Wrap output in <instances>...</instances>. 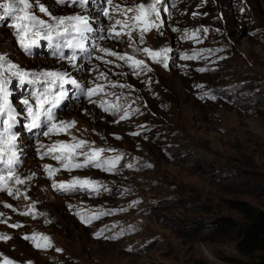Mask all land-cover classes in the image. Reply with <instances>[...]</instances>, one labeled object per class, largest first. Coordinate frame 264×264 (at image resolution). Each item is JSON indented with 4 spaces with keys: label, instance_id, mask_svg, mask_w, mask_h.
Instances as JSON below:
<instances>
[{
    "label": "rangeland",
    "instance_id": "rangeland-1",
    "mask_svg": "<svg viewBox=\"0 0 264 264\" xmlns=\"http://www.w3.org/2000/svg\"><path fill=\"white\" fill-rule=\"evenodd\" d=\"M140 2L146 0H113V5L90 0L86 14L93 32L87 34V54L77 50V68L59 60L44 39L26 54L12 27L15 21L0 19V55L10 63L32 72L67 70L86 87L103 86L92 103L65 85L68 96L56 109L57 120L76 124L70 134L45 137L46 126L26 129L29 119L21 103L31 101L38 85L21 84L5 73L9 100L20 113L14 131L23 163L17 175L32 179L7 182L11 196L0 190V264H264L263 249L253 255L239 250L248 226L264 213V0L227 1L229 26L219 32H212L218 20L210 2L171 0V7L161 11L164 27L146 33L145 44L129 47L127 39L108 38L115 20L123 19L115 5ZM39 3L56 17L85 14L55 0ZM37 15L52 22L44 13ZM143 47L172 48L169 67L134 51ZM104 48L145 60L152 71L137 76L140 68L130 67L133 61L107 55L100 51ZM194 52L202 55L181 58ZM64 55L71 50L64 49ZM115 105L128 118L113 115ZM72 136L94 148L116 149L104 155L122 154L118 171L61 169L49 178L43 166L60 165L39 158L41 145L70 142ZM73 177L99 180V195L58 192L51 186L53 179Z\"/></svg>",
    "mask_w": 264,
    "mask_h": 264
},
{
    "label": "snow or ice",
    "instance_id": "snow-or-ice-1",
    "mask_svg": "<svg viewBox=\"0 0 264 264\" xmlns=\"http://www.w3.org/2000/svg\"><path fill=\"white\" fill-rule=\"evenodd\" d=\"M55 2L63 5H74L79 7L85 14H73L69 16H52L49 9L40 4L39 0H7L6 3H0V19L10 18L15 21L12 25L16 29L19 46L26 54H31L33 46L38 44L40 39L47 40L52 43L56 49V54L59 60H66L72 68H77V50L81 53L87 54L85 43L88 39L89 33L93 32L90 18L86 14L89 10L90 0H55ZM107 5H113V0H105ZM167 5V7H165ZM35 6V11L33 7ZM118 9L117 14L122 15L123 19L115 20L114 24L108 30V38L115 39L118 43L129 42V47L134 44H145V34L153 29L158 32L164 27L165 21L161 18V11H167L171 7V0H146L131 7H123L115 5ZM37 12L44 13L51 18L52 22L41 18ZM103 15L111 18L110 12L107 8L102 9ZM131 13V15H129ZM170 14V13H169ZM176 31V29H173ZM206 32L207 29L205 28ZM137 35L133 37V33ZM185 37L191 36L193 39L196 33H185ZM64 49H70L71 55L65 56ZM100 51L116 57L121 61H133L130 67L137 68L135 75L139 76L141 71L146 69L151 72L152 69L147 67L145 60L137 59L127 53H120L111 49H100ZM137 53L142 52L148 58L156 63L163 64L164 67H169L168 60L170 59L169 53L173 50L170 47H164L159 50H153L149 47L134 48ZM201 53L194 52L192 56L184 54L182 59H196L201 56ZM102 59V57H96ZM104 63H112V61H104ZM7 65V67H5ZM79 70V69H77ZM206 69L199 68L197 71L203 72ZM5 73H10L11 76L19 78L21 84L28 82L36 87L31 101L25 98L21 103L25 106V112L29 122L26 129L31 131L40 129L46 126V130L41 133L42 136L50 137L61 133H68V129L75 126L76 121H58L56 109L61 105V102L67 99L68 90L65 85H71L80 93L85 95L90 102L96 103L91 100L93 95L98 94L103 90L102 85H95L94 87H86L85 84L72 76L71 72L67 70H41L32 72L22 69L19 65L10 63L8 58L0 55V190L6 191L8 195H13L11 187L7 186V182L16 184H25L31 180L32 177H20L17 175L18 168L22 165L21 153L18 148L19 134L14 131L18 125L17 112L12 102L9 100L11 92L9 91V76ZM100 77H106V73H100ZM112 87L117 85L113 84ZM120 87H130L126 85H119ZM207 95V94H206ZM215 99V97H212ZM100 107L105 112L109 111L105 107V103L101 102ZM86 111V110H85ZM119 116L120 120L128 118L127 111L122 106L115 105L112 107V114ZM139 135V133H133ZM119 139L120 137H116ZM44 151L40 155V159L50 157L56 161L60 167H53V165L46 164L43 166L48 177L51 178L55 173L61 169L72 172L73 170H87L89 168L101 170L104 173H115L118 171V165L123 159L122 154L114 156H105L106 152H116L114 148H94L91 142L83 139H77L72 136L71 141H55L51 144L41 145ZM82 158V159H81ZM128 168H133L134 165L128 163ZM51 186L58 192L64 193H77L89 192V190L96 192L99 195V188L102 186L99 180L81 179L73 177L70 181L52 180ZM7 207H12L7 205ZM28 215L29 213H24ZM109 213H103L108 215ZM43 215V213H41ZM83 219V217H81ZM98 219L99 217H94ZM18 225H12L17 227ZM100 234L97 233V236ZM27 239L28 237H23ZM118 238V237H109ZM47 239V237H42ZM59 251V249H57ZM5 264H12L11 261L6 260Z\"/></svg>",
    "mask_w": 264,
    "mask_h": 264
},
{
    "label": "trees",
    "instance_id": "trees-1",
    "mask_svg": "<svg viewBox=\"0 0 264 264\" xmlns=\"http://www.w3.org/2000/svg\"><path fill=\"white\" fill-rule=\"evenodd\" d=\"M221 228L225 224L220 225ZM264 250V213H261L248 226L243 240L239 245V250L245 255H253L258 250Z\"/></svg>",
    "mask_w": 264,
    "mask_h": 264
},
{
    "label": "bare ground",
    "instance_id": "bare-ground-1",
    "mask_svg": "<svg viewBox=\"0 0 264 264\" xmlns=\"http://www.w3.org/2000/svg\"><path fill=\"white\" fill-rule=\"evenodd\" d=\"M196 1L200 2L201 0H196ZM206 1H208L212 5H214V11L216 13L215 19L218 20V25L212 27V32L213 31L214 32H219V30L222 29L225 26H227L226 28H228L230 21H229L228 11H227V8H226V3L229 0H206ZM181 3L186 5L187 4V0H181Z\"/></svg>",
    "mask_w": 264,
    "mask_h": 264
}]
</instances>
